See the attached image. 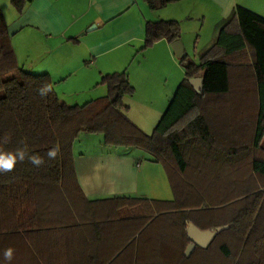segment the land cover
<instances>
[{"label": "trees", "instance_id": "16d2710c", "mask_svg": "<svg viewBox=\"0 0 264 264\" xmlns=\"http://www.w3.org/2000/svg\"><path fill=\"white\" fill-rule=\"evenodd\" d=\"M32 1L12 4L22 14ZM179 1L147 0L153 10ZM236 8L199 61L179 59L185 76L151 134L127 115L124 101L136 92L127 71L103 77L107 96L67 105L48 75L19 63L0 9V141L9 137L0 147L26 145L45 161L0 173V264H264V17ZM182 35L179 21L148 22L144 49ZM199 77L197 91L191 80ZM45 84L53 91L41 97ZM94 135L161 164L173 200H89L74 155L75 142ZM190 224L228 229L188 258Z\"/></svg>", "mask_w": 264, "mask_h": 264}, {"label": "crops", "instance_id": "0c3cea01", "mask_svg": "<svg viewBox=\"0 0 264 264\" xmlns=\"http://www.w3.org/2000/svg\"><path fill=\"white\" fill-rule=\"evenodd\" d=\"M138 1L33 0L18 14L12 0H0V9L19 63L28 72L48 75L55 93L67 105H84L107 96L103 77L127 71L136 89L135 95L124 101L130 107L127 115L151 134L167 110L180 77L171 79L167 68L164 70L167 64L177 66L173 44L164 39L144 49L146 23L179 21L183 35L195 31L201 36L209 20L214 41L217 25L238 6L264 17V0H181L158 11L145 7L147 17L135 6L133 12L120 14L124 7ZM197 19L205 22L198 30L199 24L193 23ZM91 26L95 27L89 30ZM182 42L185 52L190 54L183 39ZM136 56L140 61L133 67ZM94 136H84L75 142L78 182L89 200L124 197L173 200L161 164L151 163L148 154L140 149L116 150L103 142L102 135L98 139Z\"/></svg>", "mask_w": 264, "mask_h": 264}, {"label": "rangeland", "instance_id": "374dc122", "mask_svg": "<svg viewBox=\"0 0 264 264\" xmlns=\"http://www.w3.org/2000/svg\"><path fill=\"white\" fill-rule=\"evenodd\" d=\"M132 2H133V0H132ZM142 2H144L143 0H140V1H138V2H135V5H133V3L131 4V6H126V7H124L121 11H120V14L122 15V14H125V12H128V11H131L132 10V12H133V6H135V9L137 10H139V12L141 13L142 12V14H144V15H146V17H147V13L145 12L146 11V9H145V7H148L149 9H150V7L148 6V4H146L145 2L144 3H142ZM151 10V9H150ZM159 10V9H158ZM157 10V11H158ZM117 13H119V12H117ZM106 20H108V19H106ZM210 21L208 20L207 22H206V26H207V30L203 33V34H201V36L200 35H198L197 34V32H195L194 31V33L193 32H190V33H186L185 35H182V39H183V41L186 43V45H187V47H186V49H187V51H188V53H190V54H188L190 57H192L193 59H195V60H198L199 61V58H200V55L205 51V50H207L208 48L207 47H209V46H211L214 42H215V40H216V38H215V40L214 41H212L213 40V36L212 35H210L212 32H209L210 31V29H209V26H208V23H209ZM195 25L198 23L199 24V27L197 28V30L200 28V27H202L203 25H204V23L205 22H203V20H195L194 22H193ZM95 26H91V28H89V30H91V29H93ZM218 27H219V25H217V31H216V34H218L217 32H218ZM188 31H190V30H188ZM216 34H214V35H216ZM212 41V42H211ZM210 43V44H209ZM137 57V59H136V62H135V64H133V67L134 66H137L138 64V62L140 61V58H139V56H136ZM152 59V57H151V55H149L148 56V61H150ZM175 59L177 60L176 62H177V66H175L174 64H167V66L164 68V70L167 68V72H168V75L167 76H171V79H172V77H180V83H181V81L183 80V78H184V74H185V71H184V68H183V66L180 64V62H178L179 61V59L178 58H176L175 57ZM148 61H147V63H148ZM90 65V64H89ZM88 65V66H89ZM181 72H182V74H181ZM182 75V78H181V75ZM182 79V80H181ZM180 83H179V85H180ZM101 86H103V85H101ZM103 88H105L106 89V87L105 86H103ZM177 88V87H176ZM94 138L95 139H98V138H101V135L99 136V135H95L94 136ZM84 148V147H83ZM78 149H82V147H78ZM114 149H116L117 150V148H115L114 147ZM206 206H208V207H211V206H213V204H212V202H205V204H203V207H206ZM207 208V207H206ZM208 209V208H207ZM208 210H216V207H211V208H209ZM189 248V247H188ZM187 248V249H188ZM195 251V250H194ZM194 253V252H193ZM191 255H192V253H191ZM191 257V256H190ZM189 257V258H190Z\"/></svg>", "mask_w": 264, "mask_h": 264}, {"label": "clouds", "instance_id": "9594fccd", "mask_svg": "<svg viewBox=\"0 0 264 264\" xmlns=\"http://www.w3.org/2000/svg\"><path fill=\"white\" fill-rule=\"evenodd\" d=\"M53 91L51 85L45 84L39 89V95L41 97H46ZM3 144H7L9 142V137L6 134L2 138ZM23 143V141H21ZM59 152V148L53 147L48 150L46 153L49 160H55ZM25 159L28 160L29 163L32 165L39 167L44 164V159L39 155L32 154L29 155L27 152V146L24 147H17L15 150L6 151L2 147H0V173H8L15 169L18 162H24ZM13 252L12 248H8L4 251L3 256L6 261H11L13 259Z\"/></svg>", "mask_w": 264, "mask_h": 264}, {"label": "water", "instance_id": "95a60500", "mask_svg": "<svg viewBox=\"0 0 264 264\" xmlns=\"http://www.w3.org/2000/svg\"><path fill=\"white\" fill-rule=\"evenodd\" d=\"M184 44L182 41H177L173 43V49L175 51L176 57L178 59H182L185 57L186 52L184 49ZM191 84L193 85L197 91H200L202 89L203 85V78H195L191 80ZM228 229V227H218L216 230H208L203 231L200 228H197L194 224H190L188 228L189 238L191 240V244L189 245V248L186 251V256L189 258L191 256V253L194 252V250L197 247L200 248H207L216 238L218 233Z\"/></svg>", "mask_w": 264, "mask_h": 264}]
</instances>
